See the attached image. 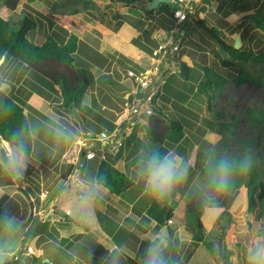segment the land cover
I'll list each match as a JSON object with an SVG mask.
<instances>
[{"label":"rangeland","instance_id":"1","mask_svg":"<svg viewBox=\"0 0 264 264\" xmlns=\"http://www.w3.org/2000/svg\"><path fill=\"white\" fill-rule=\"evenodd\" d=\"M257 1L252 0L253 3ZM171 4L175 5L173 14L157 8L153 16L148 17L144 11V4L130 7L112 4L110 0H20L16 11L4 7L0 0V16L4 19L11 20L13 23L29 17L37 24L36 30L28 36V39L36 45L44 44L50 36L60 41L59 43L66 42L71 33L76 34L81 40L77 54L78 61L80 65L89 68L97 79L95 86L88 90L82 103L70 110H57L47 103L61 104L59 87L51 88L48 82L32 71L25 69L15 72L17 63L15 60L10 61L0 74V82L5 86L3 89L5 93L25 108L28 124L35 126L34 148L29 156L27 167V170L31 169V171L29 173L26 171L23 179L19 181L0 171V208L15 215L23 224V230L12 238L14 243L12 254H18V251L22 249V241L27 229L31 227L33 236L27 244L34 248L35 255L21 256L20 262H15L10 257L6 264H87L85 255L91 249L98 254H108L102 248L100 250L98 245L96 246L97 240L101 244L103 242L105 245L109 244L107 249H112L111 242L108 243L104 238L100 239L102 236L98 230L97 219L92 212L86 215L84 220L76 215L75 218L81 219L85 225L74 222L68 226L70 233L60 234L51 227L52 220L47 221L46 215L49 213L50 204L45 200L42 207L39 204V197L42 191H49L50 183L66 180V174L69 171L75 173L76 170L83 169L84 174L81 175L79 172L75 179L93 180L94 176L88 172L98 168L97 162L108 153H110L108 155L115 154V167H118L117 162L125 156L124 151L135 155L141 149L157 147L146 136L147 119L140 121L146 126L142 129L137 128L133 133L132 129H128L120 136L115 147L110 146L109 151L106 149L104 152L99 148L97 138L103 132H112L108 128L109 124L118 126L122 119L126 118V115L123 117L124 109L129 102L131 90L135 87L133 79H126L127 72L132 69L134 72L136 70L146 73L153 65L150 55L154 47L152 43L155 41L157 45L162 35L154 37L152 43L148 39L155 30H168L169 27L173 30L176 27L179 1L173 0ZM190 6H192L191 14L220 29L229 44L235 46L240 34V47L257 52L264 49V32L251 27L246 19L240 16L232 0H200L191 2ZM43 12H46V16L48 13L51 14L61 22H50L42 16ZM182 25H185L184 28L188 32L185 36L179 35L182 48L178 62H185L191 68V76L186 79L180 75L178 64L177 67L166 65L165 69L168 71H163L156 78L160 82L154 87L156 94L152 105L157 113L163 112L178 120L186 130L185 141L179 148L172 150L176 151V154L180 153L179 155L189 166L187 178L170 197L160 203V205L168 203L173 207L174 202L178 203L175 216L179 218L176 217L174 222H168L173 231L167 245L172 242V248L166 251L181 264H215L205 245L194 244L192 233L187 230L189 224L193 223L192 211H200L206 237L215 243L216 247L219 244L225 249L224 254L229 257L228 263L247 264V247L254 241L264 239V203H261L254 211H250L247 188L243 186L233 201L230 197L228 199L227 195L224 196L221 204L225 207L205 209L202 197L196 188L197 185L204 183L200 167H204L205 158L210 154L215 153L217 157H239L248 152L246 145L250 138L256 139V147L262 146V131L259 126H253L250 123L246 112L248 109L264 112V64L237 62L233 68H224L212 53L214 48L218 51L219 49L215 45L207 44L209 42L214 44V42L209 40L206 33L192 20H185L181 27ZM239 25H242L241 31L238 30L239 32L232 35L234 28ZM145 30L150 35L141 34ZM221 56L223 57L224 54L221 53ZM118 60H126L129 68L119 66ZM204 67L210 68L228 80L223 92L213 102V112H209L207 108L208 98L196 97L194 93L195 86L203 79ZM174 71L178 72L173 73ZM19 72L24 79L18 86ZM171 73L175 75L169 80L167 78ZM240 74H247L251 79L239 85L236 83V78ZM166 79L168 81L165 86L163 84ZM37 111H40L42 115H39ZM58 114L60 123L79 130L74 141L57 142L48 133L46 125L51 122L48 119L57 118L53 115ZM194 116H196L195 119ZM209 124H212V127ZM232 124L235 125L234 128ZM196 126L201 128L197 129ZM138 134L139 138L135 139ZM205 144L211 147L207 149ZM70 145L75 147L72 158L78 160L83 150L87 151L90 147H94L95 161L84 164V167V165L70 164V160H61ZM0 148L5 149L1 139ZM256 151L258 152L257 149ZM137 160L131 166L126 163L125 168L120 167L143 190L142 182L137 180ZM84 162L85 159L82 157V163ZM65 189L58 190L64 212L73 203L76 204L81 195L79 186L70 192H66ZM182 200L185 203L184 208L179 206ZM39 206L40 212L35 214ZM227 206L232 217L231 221L225 224V237L221 241L219 237L222 231L217 224V219ZM137 217L135 224L144 229H136L134 236L124 234L125 229H122L116 240L119 244L124 243L130 246L132 250L141 242V239H157L160 231L157 224L151 223L145 215ZM123 224L124 227L132 226L128 220H125ZM81 232L84 233L83 236L78 235ZM112 252L116 264H130L127 261L129 255L132 259L135 258V254L127 250L124 252L112 250ZM68 254L74 257L71 258ZM92 259L88 256L89 264Z\"/></svg>","mask_w":264,"mask_h":264},{"label":"trees","instance_id":"2","mask_svg":"<svg viewBox=\"0 0 264 264\" xmlns=\"http://www.w3.org/2000/svg\"><path fill=\"white\" fill-rule=\"evenodd\" d=\"M152 1L153 0H110L112 4H123L130 7H137L140 4H144V11L148 17H152L155 12V10H148L147 8ZM2 2L4 7L12 11H16L20 4V0H2ZM232 4L239 12L240 16L244 17L251 27L264 32V0H258L255 3H253L252 0H232ZM174 7V4H161L158 9L173 14L175 11ZM45 13L46 12H43L42 16L46 17L50 22H61V20L53 17L49 13L46 16ZM187 20L194 21V23L206 33L209 40L214 42V44H212L208 41L209 43L207 44L209 46L215 45L219 49L218 51L214 48L212 53L219 59L224 68H233L237 62L241 64H264V49L258 52L253 49H244L243 46L236 49L235 46L226 41L223 32L217 27L211 26L200 17L191 14L188 16ZM62 23L64 24L63 21ZM183 23H185V21ZM241 26L242 25L236 26L232 35L239 32L238 30L241 31ZM36 28L37 24L29 17L12 23L11 20H6L0 16V59L3 60V64H0V74L6 69L10 61H17L15 72L22 66L24 69L41 76L45 82L49 83L51 88H60L61 104L57 105L56 103H52L53 108L58 110H70L77 104L83 102L82 100L88 90L92 89L97 82L93 72L89 68L80 65L78 61L77 54L81 40L76 34L71 33L66 42L59 43L60 41L58 42L50 36L44 44L36 45L28 39L29 34L36 30ZM167 29L169 33L172 28L169 27ZM175 39L178 40L179 35H177ZM148 41L152 43L150 38ZM157 47L158 46L155 48ZM145 48L150 51L149 48ZM154 49L150 51L151 57L153 56ZM221 53L224 54L223 57ZM118 64L123 68H129L127 67L126 60H118ZM179 66V74L189 79L191 76V68L185 62L181 61L179 62ZM203 71V79L195 86L194 93L196 97L206 96L208 98L207 108L209 112H213V102L223 92L224 86L228 80L216 74L208 67H204ZM135 73L137 75L145 74L136 70ZM172 74H170L167 79L170 80L171 77H174L175 74ZM167 79L163 84L165 86L167 85ZM250 79L251 77L247 76V74H240L236 78V83L240 85ZM20 81L19 79L18 83H20ZM158 82L160 81L155 79L152 85L157 86ZM0 84L2 83L0 82ZM0 101L11 106L9 112H0V139L5 149H8L12 131L18 129L26 122L28 123V118L25 108L13 97L5 93L4 90L0 91ZM153 103L154 100L152 105ZM154 112L152 116L147 118L146 136L157 146L156 148H158L162 154H167L168 151H172L174 147L181 145V143L185 141L186 130L178 120L171 116L163 112L157 113L155 109ZM246 116L250 119V123L253 126L260 127L262 131V146L258 145L256 147V139L250 138L246 145V150L248 152L234 158L238 160L241 157L248 156L252 160L253 167L245 176H241L238 173L234 176V187L227 196L228 199L230 197V200L233 201L240 188L245 186L248 193L249 210L254 211L261 203H264V112L256 109H248ZM193 118L195 119L196 116ZM209 126L212 127V124H209ZM232 126L234 128L235 125L232 124ZM116 127L117 126L113 124H109L108 128L113 131ZM137 127L138 125L133 128V132ZM193 127L195 126L193 125ZM196 128L200 129L201 127L196 126ZM201 133L205 134V132ZM98 145L100 149L103 147V151H106V149H109L111 146L110 142H107L106 145H104L103 142H99ZM205 147L209 149L211 145L205 144ZM33 148L34 139L32 136L29 141V156L32 154ZM97 166L98 168L93 171L94 178L106 177L105 187L109 189L111 193L132 203L136 212L146 213L147 217L155 222L160 230H162L166 223L176 220L175 209L171 207V205L168 203L160 205L145 195L142 188L138 187L133 179L126 173L117 169L115 167V162L109 159L108 156L101 159ZM200 168L203 179L205 180V169L204 167ZM30 171L31 169L27 170V173ZM135 189H137V193H135ZM223 198L224 196L218 198L215 208L225 207V205L221 204ZM0 211H5V209L0 208ZM192 216L193 223L189 224L187 230L192 233L194 244H204L211 253L215 264H229V257H226L224 254L225 249L219 244L216 247L215 243L206 237L205 228L201 221L202 212L192 211ZM231 217L227 206L217 219V224L222 231L219 237L221 241L224 240L225 237V224L231 221ZM167 231L170 236L172 229L169 227ZM32 236L33 233L30 227L22 241L23 245H25ZM149 243L150 242L146 240L142 241L138 246L135 260L127 257L128 263L137 264L136 260H138L143 264ZM171 248L172 242L167 245L166 250H170ZM174 255L176 256V254ZM68 256L73 258L71 254H68Z\"/></svg>","mask_w":264,"mask_h":264},{"label":"clouds","instance_id":"3","mask_svg":"<svg viewBox=\"0 0 264 264\" xmlns=\"http://www.w3.org/2000/svg\"><path fill=\"white\" fill-rule=\"evenodd\" d=\"M0 64H3L2 59H0ZM4 87L0 84V91H3ZM10 110V105L0 101V112L7 113ZM34 127L27 122L21 125L12 131L9 148H0V171L15 177L17 181L22 180L27 171L29 141L34 134ZM46 127L48 133L57 142H72L77 138L79 131L60 123L58 118H51V122ZM252 167V160L248 156L238 160L227 156L217 157L215 153L207 156L204 162V183L197 185L196 188L202 197L204 208H215L218 198L232 191L234 176L237 173L245 176ZM188 171L187 163L173 151L162 154L158 148L151 147L141 149L138 153L137 180L143 184V193L158 204L163 203L185 182ZM105 183L106 177H96L88 182L81 180L79 184L81 195L76 206L77 211L87 215L88 206L102 198L101 193ZM65 191L70 192L71 187H67ZM22 230L23 224L15 215L6 210L0 211V264H6L11 257L14 251L12 238ZM168 241L169 233L164 228L159 231L158 238L148 244L143 264H181L178 259L166 251ZM105 251L108 255L102 256L103 264H116L112 250L105 249ZM88 255L94 259L95 250H90ZM246 256L247 264H264V239L252 242L246 249Z\"/></svg>","mask_w":264,"mask_h":264},{"label":"crops","instance_id":"4","mask_svg":"<svg viewBox=\"0 0 264 264\" xmlns=\"http://www.w3.org/2000/svg\"><path fill=\"white\" fill-rule=\"evenodd\" d=\"M184 26L182 25L183 28L182 27L181 28H182V30L184 32V35H187L188 31L186 30V28H184ZM142 33H144L145 35H150V33L148 31H146V30L142 31L141 34ZM167 35H168V30L159 29V30L153 31L151 33V36H149L151 40L154 37H156V36L157 37L161 36V37L159 38V42L157 41L158 42L157 45H155L156 44L155 41H154V43H152V45L154 46V47H152V49H154L159 44L163 43L164 39L166 38ZM21 70H25V69L21 66L19 71H21ZM26 71H28V70H26ZM18 74L19 75L17 77V84L19 86L20 83H22L24 77L22 79V74H20V72ZM19 79L21 80L20 83H18ZM45 100H47V99H45ZM47 105H50V107H52V103L48 102ZM37 112H38L39 115H42V113H40V111H37ZM53 117L59 118L60 115L59 114L58 115H53ZM48 120L51 121V119H48ZM143 126H146V124L138 125L137 128L142 129ZM137 137L139 138V134L135 136V139ZM179 147H180V145L174 147L173 150H175L176 148H179ZM74 148H75L74 145H70V147L67 149V151H65L64 154L62 155L61 160H66V161L70 160V164H73V165H77L78 164V165H81V166L86 164V163H88V162L95 161V159L89 160V159L86 158L85 153L88 150L87 151L86 150L82 151V155H80L79 160L77 158H72V156L74 155L73 154ZM107 151H109V150L107 149ZM104 152H106V151H104ZM173 152L176 154V151H173ZM108 154H110V153H108ZM108 154L106 156H103L102 158H105V157L108 156L109 159H111L113 162H115L116 161V158L114 157L115 154H113V155H108ZM179 154H177V155L180 157L181 155H179ZM123 155H125V156L117 162L118 167L116 166V168L119 169L121 172H124V170H121V168L122 167L125 168L126 163L129 164V166H131V164H133L138 158V154L133 155L130 152H127V151H124ZM82 157H84V159H85L84 163H82ZM98 163H99V161L97 162V165H98ZM120 166H122V167H120ZM84 167H85V165H84ZM79 172H81V175L84 174L83 169L82 170L78 169V170H76L75 173H72V171H69L66 174V178H67L66 180H56V183L55 182L54 183H50L49 191L45 190V191H42L40 193L39 204L43 207V203H44L45 200H47L48 203L50 204L49 213L46 215L48 217L47 221H49V219L52 220L51 227L54 230H57L60 234H68V233H70V231H68V226L71 225L74 222H76L77 224L85 225V223L82 222L81 219L84 220L86 218V215H83L79 211H77V207H76L79 200L76 202V204L73 203L72 206L69 209H67L66 212H64L63 211L64 210L63 205L60 204V197L58 195L59 192H60L58 190L62 191L63 189L67 188L68 186L71 187V190L72 189L76 190V187L79 186L80 181H81V180H76L75 179V177L79 174ZM88 173H91L94 176V174H93L94 172H90L89 171ZM84 181L88 182L90 180H84ZM51 189H52V191H50ZM136 190L137 189H135L134 191L136 192ZM101 196H102V198L97 199L93 204L88 206V209H87V211H88L87 216L92 212L93 215L95 216V218L97 219L98 230H99V233L102 236L101 238L100 237L99 238L100 239H102V238L106 239V241L108 243L111 242L112 245H113L111 250H118V251H121V252H124V250H127L128 252H130V253L132 252L133 254H135V258H136V252H137L138 246L141 244L142 241L146 240V241L151 242V241H154L156 239H154V240L151 239V238L141 239V242L139 244L137 243L138 245L133 250H132V248H130V246H128V245H126L124 243H122V244L117 243L116 240H117L118 235L121 233L122 229H125L123 231L124 234L134 236L135 233H136L135 230L136 229H139V230L141 229L138 224H135L137 219H138L137 216L138 215H142V216L145 215L147 217L146 213H138V212H136L134 210V205L132 203L128 202L127 200L125 201L124 199H122L120 196H117L116 194L111 193V191L109 189H107L106 187L103 188ZM32 199H33V197H32ZM181 202L182 203H181V205L179 204V206L184 208L185 203H184L183 200ZM173 204L175 206L173 207L170 204L171 207H173L175 210H178V209H176L177 208L176 206H178V203L174 202ZM38 212H40V206H39V210L38 211L36 210L35 214H38ZM76 215H77V217H79L81 219L79 220V219L75 218ZM176 217H178V216H176ZM125 220L130 221L133 227L132 226H125L124 227L123 223L125 222ZM152 222L153 221L151 220V223ZM153 223L156 225L155 222H153ZM169 227L172 229V226L170 224H169ZM143 229H141V230H143ZM78 235H82L83 236L84 233L81 232V233H78ZM97 245H98V248L100 250L102 248L103 251H105V249L109 248V244L105 245L104 242L101 244V243H99L98 240L96 242V246ZM101 245H103V247H101ZM98 248H96L97 251H99ZM107 255L108 254L104 255L103 253H99L98 254V252H96L95 253V258L90 261V264H103V261H102L101 258H102V256H107ZM88 256H89L88 254L85 255V262L87 264H89V262L87 261ZM129 257H130V255H129ZM135 258H134V260H135ZM136 262H137V264L138 263L142 264L141 261L136 260Z\"/></svg>","mask_w":264,"mask_h":264},{"label":"built area","instance_id":"5","mask_svg":"<svg viewBox=\"0 0 264 264\" xmlns=\"http://www.w3.org/2000/svg\"><path fill=\"white\" fill-rule=\"evenodd\" d=\"M178 1L179 9L176 13V17L178 19L176 27L168 33L164 39V42L159 44L158 47L154 49L153 56L151 57L153 62L151 68L144 75H137L133 70H129L127 72V79H133L134 81H132L134 82L135 87H133L131 90L130 96H132V101L127 102V105L125 104L126 107L124 109L123 117L126 115V118L122 119V121L112 132H103L98 138L96 137L98 142H103L104 145H106L107 142H110V145L115 147L122 134L126 133L128 129H132L133 133V128L142 124L140 122L141 120L145 121V119L155 113L152 107V102L155 98L156 92L154 90L155 85L152 84L163 71H168L165 69L166 65H179L180 61L178 62V58L182 48V40H176L175 37L177 35L184 36V32L181 29V24L187 20L188 16L192 13V6H190L191 2H199L200 0ZM178 71H174L173 73ZM93 149L94 147H90L85 153L86 158L89 160L96 159V154ZM33 255H35L34 248L28 244H25L22 249L18 251V254H12L11 258H13L15 261H18L21 256L31 257Z\"/></svg>","mask_w":264,"mask_h":264},{"label":"water","instance_id":"6","mask_svg":"<svg viewBox=\"0 0 264 264\" xmlns=\"http://www.w3.org/2000/svg\"><path fill=\"white\" fill-rule=\"evenodd\" d=\"M173 2V0H153L152 3L147 7L148 10H155L157 9L161 4H171ZM241 46V38H240V34L237 37V42L235 44V48L239 49ZM129 101H132V96H129ZM39 210V207L37 208V211ZM166 228L168 230L169 228V224L166 223L162 229ZM147 250V249H146Z\"/></svg>","mask_w":264,"mask_h":264}]
</instances>
